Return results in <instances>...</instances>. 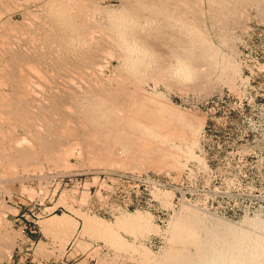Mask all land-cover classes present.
Wrapping results in <instances>:
<instances>
[{"label": "rangeland", "instance_id": "obj_1", "mask_svg": "<svg viewBox=\"0 0 264 264\" xmlns=\"http://www.w3.org/2000/svg\"><path fill=\"white\" fill-rule=\"evenodd\" d=\"M101 1L105 10H118L119 0ZM201 7L210 42L219 50L218 63H225L236 80L234 91L225 83L207 91L189 90L187 95L145 85L143 111L159 123L152 128L159 140L143 152L146 156L136 155L133 163H124L125 159L121 164L117 160L118 165L111 164L116 160L108 166L93 163L91 155L83 153L90 148L77 144L72 145L74 151L69 147L67 167L40 163L34 171L29 169L33 172L17 164L12 170L0 167V245H7L0 252L6 254L8 245L11 252L7 260L0 257V264H97L99 256L105 264H264V17L253 9L246 11V19L242 14L229 35L233 51L227 53L211 33L208 1L201 0ZM223 53L229 55L228 63L221 60ZM118 62L114 60L112 67L118 68ZM155 94L159 98L163 94L165 102ZM141 109H135L139 116L145 114ZM127 214L150 219L141 235L131 236L116 227V218ZM55 216L66 222L67 230L59 231L71 229L69 239L53 237L43 227V221ZM85 216L111 224L127 250H114L102 239L84 235ZM141 256L148 257L143 262Z\"/></svg>", "mask_w": 264, "mask_h": 264}, {"label": "bare ground", "instance_id": "obj_2", "mask_svg": "<svg viewBox=\"0 0 264 264\" xmlns=\"http://www.w3.org/2000/svg\"><path fill=\"white\" fill-rule=\"evenodd\" d=\"M207 1L210 6V14L207 12L210 19L207 18V22L211 21L208 23L214 27L211 33L227 53L233 51L229 35H232L230 33L236 29L246 11L253 9L264 17V0ZM100 2L0 0L2 169H11L13 164H17L25 172L30 168L32 170V167L34 171L40 163L49 167L57 166L59 169L70 157L69 147L77 144L79 148V145L90 148L89 153L92 154L82 152L91 155L93 163L107 165L116 160L111 164L118 161L121 164L124 159V163H133L136 155L147 153L149 148L154 147L153 144L156 145L155 139L159 140V136L156 137L152 130L154 124L159 123L150 114L147 115L146 110L143 111L144 105L141 102L144 101L142 93L145 85L147 88V84L154 87L162 85L166 91L185 93L189 90L207 91L218 83L231 87L236 81L231 78L229 67L224 65L229 55H220L224 64L218 63L219 50L212 46L208 31L205 30L201 0H119L118 10L114 8L112 11L105 10ZM16 15L20 16L19 20L15 19ZM114 60H118L120 66H113L115 69L109 71ZM175 62L179 68H175ZM215 72L218 74L213 78ZM145 94H148L147 91ZM162 95L160 98H163ZM138 106H142L141 112L145 114L139 116L135 113ZM37 170H41V166ZM129 215L116 218V227L131 236L145 231L150 219L143 220ZM55 217L43 221V227L50 230L53 237L60 234L66 240L69 239L71 229L66 233L64 218ZM81 219H84V235L102 239L114 250H127L126 242L123 241L124 244L122 238H117L119 235L116 237L117 234L112 233L115 229L111 230V224L90 216ZM62 228L63 232L59 231ZM4 244L0 247H7L2 246ZM9 248L8 254L0 252L2 259H9ZM144 256H141L143 262L148 257ZM97 264H105V258L99 256Z\"/></svg>", "mask_w": 264, "mask_h": 264}, {"label": "built area", "instance_id": "obj_3", "mask_svg": "<svg viewBox=\"0 0 264 264\" xmlns=\"http://www.w3.org/2000/svg\"><path fill=\"white\" fill-rule=\"evenodd\" d=\"M60 264H61V262L60 261H58ZM47 264V263H46Z\"/></svg>", "mask_w": 264, "mask_h": 264}]
</instances>
